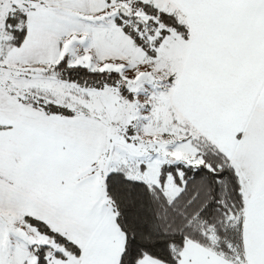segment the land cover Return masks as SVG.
I'll list each match as a JSON object with an SVG mask.
<instances>
[{"label":"snow or ice","instance_id":"snow-or-ice-1","mask_svg":"<svg viewBox=\"0 0 264 264\" xmlns=\"http://www.w3.org/2000/svg\"><path fill=\"white\" fill-rule=\"evenodd\" d=\"M0 264H264V0H0Z\"/></svg>","mask_w":264,"mask_h":264}]
</instances>
